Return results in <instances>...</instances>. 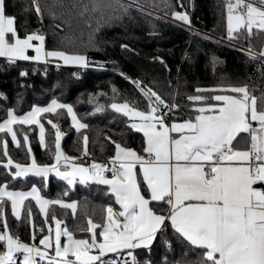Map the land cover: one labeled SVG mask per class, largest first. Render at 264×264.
Instances as JSON below:
<instances>
[{
  "label": "snow or ice",
  "instance_id": "obj_1",
  "mask_svg": "<svg viewBox=\"0 0 264 264\" xmlns=\"http://www.w3.org/2000/svg\"><path fill=\"white\" fill-rule=\"evenodd\" d=\"M135 3L137 0L120 7L127 13ZM32 4L43 19L39 0H32ZM165 7L173 9L171 16L175 20L191 24L186 11L175 10V7L183 8L182 0H177L176 5L169 2ZM84 8L87 10L86 5ZM225 8L229 40L239 39L245 33L250 36L254 30L264 33V0H259V4L253 0H225ZM14 22L15 17L6 14L5 0H0V57L9 63L16 60L47 63L58 58L65 65L89 66L83 54L48 50L45 35L39 31L21 37ZM29 50L35 54L29 55ZM247 55L256 59L257 53L249 48ZM259 56L264 57V48ZM27 74V71L20 73ZM132 83L146 98V107L140 109L127 101L109 106L129 118L132 129L143 133V154L112 141L115 153L108 163L93 161L89 166L73 163L68 170L60 171L61 160L78 158L61 151L64 133L51 120L47 123L55 129V163L41 165L34 157L27 165L13 161L5 136L10 135L13 143L20 146L14 125H38L41 145L45 143V126L40 119L43 113L66 110L77 131L88 125L78 119L71 104L55 98L46 106H33L22 115L7 109L6 118L0 122V134H3L0 154L6 158L0 160V166L13 179L32 173L46 181L49 173L55 172L68 185H74L77 177L81 183L95 181L108 186L118 209L106 205L101 222H95L85 213L84 231L91 234L89 238H76L53 212L54 227L48 224L46 234L37 243L33 225L32 242L26 243L9 230L4 214L6 203L10 202L11 212L19 220L25 200L31 197L47 224L49 205L71 209L75 215L77 202L46 199L35 185L30 191H20L9 190L7 183L0 184V227L3 228L0 264H141L135 251H150L157 233L168 227L190 248L199 249L196 264H264V92L257 96L246 83L197 87L194 94L186 97L190 102L188 117L180 119L175 115L179 104L169 103L152 88L143 86L142 81ZM102 110L103 106L96 108ZM87 139L85 135V145ZM23 140L27 143L26 134ZM28 152L31 153L30 146ZM13 166L15 171L11 170ZM106 172L111 175H105ZM26 211V218L31 221V207ZM39 231L45 233L43 228ZM108 253H114L116 258L104 259ZM143 264L152 261L145 259ZM164 264H169L167 257Z\"/></svg>",
  "mask_w": 264,
  "mask_h": 264
},
{
  "label": "trees",
  "instance_id": "obj_2",
  "mask_svg": "<svg viewBox=\"0 0 264 264\" xmlns=\"http://www.w3.org/2000/svg\"><path fill=\"white\" fill-rule=\"evenodd\" d=\"M169 2L177 4V0H137L135 3L160 13L158 16L140 11L135 5L125 13L120 6L129 4L119 0H39L41 19L32 0H5L6 14L15 17V27L21 37L39 31L45 35L48 50L83 54L89 60L86 68L49 61L29 62L23 69L22 60L9 63L0 57V122L6 118L9 108L23 114L33 106L47 105L55 98L71 104L78 118L88 125L77 131L66 110H57V113L64 112L63 115L43 113L41 121L46 127L44 147L39 142L37 125H15L20 146L13 143L10 135L5 136L13 161L28 164L33 157L41 165L54 161L55 129L47 120L60 122L64 133L62 146L69 155L86 153L93 161L108 162L115 153L112 141L141 151L143 135L130 127L129 118L109 106L113 102L127 101L140 109L146 107V98L132 83L134 80L142 81L143 86L152 88L169 103L179 104L180 109L175 114L180 119L188 117L190 102L186 97L194 94L197 87L246 83L255 95L264 92V63L167 19L172 18L173 10L165 7ZM182 3L183 8L175 7V10L188 12L197 29L227 35L224 0H182ZM235 40L257 50L264 47V33L255 30L250 36L245 33ZM121 45L128 47L122 48ZM22 71H27V76H21ZM98 106H103V110L96 111ZM25 134L27 143L23 140ZM85 135L88 138L86 145ZM29 146L31 153L28 152ZM0 160L6 161V158L0 154ZM11 170L15 171L14 166ZM5 183L8 188L21 190L36 185L42 195L51 200L77 201L75 215L71 209L59 205H50L48 210L49 224H53L51 215L54 212L77 238L91 235L84 231L85 213L95 222H101L105 206H116L108 186L97 182L68 185L55 175L46 181L35 175L13 179L10 172L0 166V184ZM28 207H31V221L26 218ZM4 214L9 230L24 242H32L33 225L37 243L41 235L46 234L47 224L31 198L25 200L19 220L12 214L10 202L4 206ZM41 228L45 233L39 231ZM134 254L141 264L145 259H150L152 264H164L165 257L169 264H196L200 251L190 248L168 227L159 232L150 251L137 249ZM109 258L116 256L108 255L105 259Z\"/></svg>",
  "mask_w": 264,
  "mask_h": 264
},
{
  "label": "crops",
  "instance_id": "obj_3",
  "mask_svg": "<svg viewBox=\"0 0 264 264\" xmlns=\"http://www.w3.org/2000/svg\"><path fill=\"white\" fill-rule=\"evenodd\" d=\"M14 26H15V22H14ZM33 43H38L37 41H33ZM29 55H34L35 53H34V51H32V50H29V53H28ZM23 61V60H22ZM50 61H56V62H58V63H60V64H64L63 63V61H61V60H59L58 58H53V59H50ZM29 62H33V61H23V64H22V66H26V67H28V63ZM74 66H79V65H74ZM95 71H101V69L100 68H93ZM50 103V102H49ZM116 103H123V102H116ZM129 103V102H128ZM130 105H133V104H131V103H129ZM35 106H40V105H35ZM43 106H46V105H43ZM74 109V108H73ZM30 111V110H29ZM75 111V110H74ZM28 112V111H27ZM26 113V112H25ZM17 114V113H16ZM24 114V113H23ZM17 115H22V114H17ZM42 115V114H41ZM78 117V116H77ZM40 119H41V117H40ZM71 119V118H70ZM79 119V118H78ZM80 120V119H79ZM81 121V120H80ZM72 122V121H71ZM82 122V121H81ZM83 123V122H82ZM132 123V121L130 120V124ZM55 124H57L58 125V127H59V130L61 131V132H63L62 131V129H61V127H60V122L59 121H57V122H55ZM38 126V125H37ZM45 126V125H44ZM74 126V125H73ZM14 127V130H15V125L13 126ZM75 127V126H74ZM139 132V131H138ZM141 133V132H140ZM142 135H143V133H141ZM17 138H18V136H17ZM38 138H39V126H38ZM63 138H64V135L61 137V140H60V148H61V151L66 155V156H68V157H73V155H69L68 153H66L65 151H64V149H63V146H62V141H63ZM39 142H40V140H39ZM41 144V143H40ZM241 144H243V141H241ZM46 145V127H45V143H44V145H42L43 147ZM241 147H243V146H241ZM131 148H133V147H131ZM133 149H135V148H133ZM136 150V149H135ZM137 152H138V150H136ZM95 162H97V163H104V162H98V161H95ZM53 163H55V159H54V161L51 163V164H53ZM74 162L73 161H63V160H61V162H60V164L58 165V167H59V169H60V171H65V170H68L70 167H71V164H73ZM93 163V160H91V162L88 164V165H84V166H89V165H91ZM29 164V163H28ZM51 164H48V165H51ZM25 165H27V164H25ZM28 175H34V174H32V173H29ZM51 175H55V176H57L56 174H55V172H50L49 173V175H48V177H50ZM47 177V178H48ZM77 182H80V180H79V177H77L76 178V180H75V182H74V184H76ZM87 182H95V181H87ZM36 186V185H35ZM37 188H39L38 186H36ZM40 189V188H39ZM9 190H20V191H30L31 190V187L30 188H28V189H25V190H21V189H11V188H9ZM40 195L41 196H43L42 195V193H41V190H40ZM44 198H46V199H49V200H51L50 198H47V197H45V196H43ZM29 198H31V197H29ZM6 199V198H5ZM72 201H75V200H72ZM66 202H71V201H66ZM75 202H77V201H75ZM11 206V205H10ZM38 206V205H37ZM49 207H50V205L48 206V210H49ZM38 208H39V206H38ZM113 208L114 209H118V205H116V206H113ZM22 211H23V207L21 208V215H22ZM42 214V213H41ZM42 216H43V214H42ZM44 217V216H43ZM48 224L49 223H47V228H48ZM52 226L54 227V222H53V224H52ZM159 234V232L157 233V235ZM157 237V236H156ZM77 238V237H76ZM62 239H64L63 237H62ZM156 239V238H155ZM155 239L153 240V243H154V241H155ZM21 241H23V240H21ZM24 242V241H23ZM26 243H28V242H26ZM152 243V244H153ZM151 246V245H150ZM1 250H3V249H1ZM95 251V250H94ZM108 255H114V253H108V254H106V256L104 257V259L108 256Z\"/></svg>",
  "mask_w": 264,
  "mask_h": 264
},
{
  "label": "built area",
  "instance_id": "obj_4",
  "mask_svg": "<svg viewBox=\"0 0 264 264\" xmlns=\"http://www.w3.org/2000/svg\"><path fill=\"white\" fill-rule=\"evenodd\" d=\"M188 13V12H187ZM189 15V13H188ZM172 19L176 22H179L181 23L183 26L187 27L189 30H191L192 32H199L201 34H203L204 36H206L207 38H210L212 39L213 41H216V42H219L225 46H228V47H231V48H234V49H237L243 53H245L247 55V50L249 49V47L247 46H243L241 44H238L237 42H234L232 40H229V39H226L224 37H217L216 35H214L213 33H209V32H205V31H202V30H199L197 29L192 23L189 25L185 22H182V21H178V20H175L173 17ZM243 50V51H242ZM253 50V49H252ZM255 53H257V56H256V59L257 61H260L262 63H264V57H261L259 56V52L260 51H256V50H253ZM248 56V55H247ZM249 57V56H248ZM174 103V102H172ZM169 115H172L171 113ZM176 115V114H175ZM177 117V115H176ZM138 153L140 154H143L142 153V150L141 151H138ZM73 157H77L78 159L74 160L73 162L76 163V164H83V165H88L90 162H91V157L88 155V154H79V155H74ZM104 163H108V162H104ZM105 175H108L110 176L111 173L110 172H106ZM167 229H164L163 231H166ZM0 251H2L0 249Z\"/></svg>",
  "mask_w": 264,
  "mask_h": 264
},
{
  "label": "rangeland",
  "instance_id": "obj_5",
  "mask_svg": "<svg viewBox=\"0 0 264 264\" xmlns=\"http://www.w3.org/2000/svg\"><path fill=\"white\" fill-rule=\"evenodd\" d=\"M119 1H121V2H125V3H128V4H133V2H131V1H128V0H119ZM225 1V0H224ZM253 2H255V3H257V4H259V0H253ZM135 6H137V7H139L140 9L142 8L144 11H147V12H149V13H151V14H155V15H160L161 16V14L160 13H158V12H155V11H152V10H150V9H147V8H145V7H142V6H139V5H137V4H134ZM163 16V15H162ZM167 19H170V20H173L171 17H167ZM217 37H224V38H226V39H228L227 38V35H225V36H222V35H219V34H215ZM232 41H234V42H237L235 39H233ZM238 44H240L239 42H237ZM264 48V47H263ZM251 49H253V48H251ZM253 50H256V51H261V50H257V49H253ZM23 67V69H26L27 67L26 66H22Z\"/></svg>",
  "mask_w": 264,
  "mask_h": 264
},
{
  "label": "water",
  "instance_id": "obj_6",
  "mask_svg": "<svg viewBox=\"0 0 264 264\" xmlns=\"http://www.w3.org/2000/svg\"><path fill=\"white\" fill-rule=\"evenodd\" d=\"M189 17H190V21H191V16L189 15ZM179 21V20H178Z\"/></svg>",
  "mask_w": 264,
  "mask_h": 264
}]
</instances>
